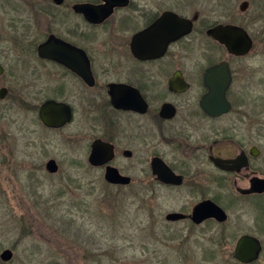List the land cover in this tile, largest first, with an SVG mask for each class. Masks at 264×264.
I'll return each instance as SVG.
<instances>
[{
    "label": "flooded vegetation",
    "instance_id": "obj_1",
    "mask_svg": "<svg viewBox=\"0 0 264 264\" xmlns=\"http://www.w3.org/2000/svg\"><path fill=\"white\" fill-rule=\"evenodd\" d=\"M217 2L223 10L207 15L198 0H52L39 7L49 19L39 40L18 39L19 89L2 84L0 101L14 94L17 105H32L40 134L70 130L84 162L111 186L130 187V173L142 163L141 183L150 198L168 189L200 199L190 213H167L168 223L219 229L230 220L223 207L222 223L167 220L219 198L258 199L264 214V191L249 192L253 180H264V1L255 0L253 14L248 1L238 11L229 9V1ZM227 32L245 36L251 48L230 52L217 40L230 37ZM169 39L166 48L155 49ZM2 66L0 79L7 73ZM221 100L229 109L212 113L223 108ZM52 103L68 106L69 123L55 128L43 122V112L53 114ZM96 148L101 166L90 164ZM154 163H164L181 184L160 181ZM111 167L130 183H108Z\"/></svg>",
    "mask_w": 264,
    "mask_h": 264
},
{
    "label": "rangeland",
    "instance_id": "obj_2",
    "mask_svg": "<svg viewBox=\"0 0 264 264\" xmlns=\"http://www.w3.org/2000/svg\"><path fill=\"white\" fill-rule=\"evenodd\" d=\"M198 1L207 15L223 10L218 0ZM226 1L236 11L248 1L250 14L257 6L255 0ZM50 4L0 0V61L7 71L0 86L19 89L23 57L17 41L39 40L49 24L39 7ZM13 95L0 101V264H240L233 252L244 234L261 241L263 252L253 264H264V214L258 199H217L230 215L219 229L168 223L167 213H190L200 199L168 189L150 198L141 183L142 163L130 173V187L107 184L102 171L84 162L80 145L70 142V130L40 134L32 105H17ZM49 159L57 161L58 173L46 170ZM6 250L13 252L12 261L1 259Z\"/></svg>",
    "mask_w": 264,
    "mask_h": 264
},
{
    "label": "water",
    "instance_id": "obj_3",
    "mask_svg": "<svg viewBox=\"0 0 264 264\" xmlns=\"http://www.w3.org/2000/svg\"><path fill=\"white\" fill-rule=\"evenodd\" d=\"M64 0H54L57 5L62 4ZM77 10H83L84 6H77ZM216 33V32H215ZM214 33V34H215ZM230 37H218V41L223 43L226 48L230 52L240 53L239 50H249L252 46L251 41L247 39L245 36L239 35L237 33L227 32ZM245 37V38H244ZM169 40H165L160 47H155V49L166 48ZM45 48V47H44ZM243 52V51H241ZM43 53V52H42ZM44 54V53H43ZM4 73V68L0 62V75ZM5 90H2L0 93V97L4 98ZM216 95V93H214ZM216 96H224L216 95ZM222 103H217L218 105L223 106L220 109L211 110L212 113L220 114L226 112L229 109V104L221 100ZM52 109V113L56 116H51L50 114H46L43 112V122L51 127L60 128L65 124L71 121V111L68 106L63 104H55L48 106V110ZM99 150L96 148L91 156V165L93 166H101L105 163H100L101 159L98 157ZM156 174L159 177V180L166 184H181V177L173 174L169 168L164 163H154ZM46 170L50 174H56L59 172V165L55 160H50L46 163ZM105 179L108 183L112 185H127L130 183V178L125 177L119 173V171L113 167L108 168ZM264 191V180H253V189L249 192H263ZM186 218H190L194 223L200 224L208 219H216L218 222L222 223L227 220V213L225 210L219 206L217 203L211 200H206L198 204L191 215L187 216L182 213H171L167 216V220L169 221H179L184 220ZM262 243L261 241L252 236V235H242L235 244L233 257L235 261L240 264H253L260 259L262 253ZM13 258V252L11 250H6L1 254V259L3 261L9 262Z\"/></svg>",
    "mask_w": 264,
    "mask_h": 264
}]
</instances>
